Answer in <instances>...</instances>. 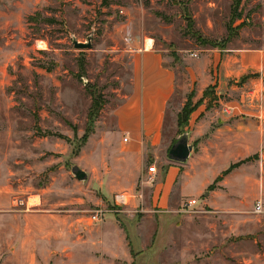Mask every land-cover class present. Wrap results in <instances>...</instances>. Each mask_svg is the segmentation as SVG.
Instances as JSON below:
<instances>
[{
    "label": "rangeland",
    "instance_id": "374dc122",
    "mask_svg": "<svg viewBox=\"0 0 264 264\" xmlns=\"http://www.w3.org/2000/svg\"><path fill=\"white\" fill-rule=\"evenodd\" d=\"M237 1L0 0V264H20L13 256L20 245L17 218L11 227L15 216L31 212L86 220L101 210L117 215L136 199L141 204L132 214L144 230L142 251L130 236L135 250L128 240V258L114 260L98 243L91 252L101 264H264V119H254V153L243 158L250 160L229 178L230 186L224 184L228 176L216 182L223 173L215 174L228 164L219 160L215 169L189 179L187 193L178 185L165 212L151 205L150 189H140L143 179L129 193L136 198L127 206L116 203L118 194L105 197L102 189L115 180L96 177L99 157L92 161L95 155L114 154L110 120L130 93V50L143 40L152 39L164 51L178 78L166 123L169 151L188 135L199 153L218 137L226 106H241L242 118L254 110L255 90L263 104L264 90L246 81L258 77L264 82V71L231 80L227 90L216 84L201 92L193 77H200L207 56L211 74L217 70L219 75V55L234 48L264 49V0H240L242 18L233 23ZM90 39L92 49L75 48V40L88 44ZM93 92L106 101L97 118L91 117ZM207 115L212 116L196 138L193 133ZM245 133L244 147L251 148V132ZM152 166L148 163V170ZM76 168L88 174L86 182L75 178ZM190 201L197 204L189 209ZM260 201L262 213L256 211ZM103 223L92 222L93 228ZM38 224L34 238L39 243ZM116 225L125 235L120 220ZM51 237V246L35 251L34 264H59L67 253Z\"/></svg>",
    "mask_w": 264,
    "mask_h": 264
},
{
    "label": "crops",
    "instance_id": "0c3cea01",
    "mask_svg": "<svg viewBox=\"0 0 264 264\" xmlns=\"http://www.w3.org/2000/svg\"><path fill=\"white\" fill-rule=\"evenodd\" d=\"M147 42H150L151 46ZM130 52L132 58L130 93L123 104L114 110L110 120L113 129L109 134L112 137L111 146L114 148V154L108 155L107 159L104 156L95 155L92 161H95L96 156L99 157L96 167L100 173L96 172V177L102 176V178L115 180V182H109L107 189H102L105 197L109 195L114 197L115 194L126 192L135 193L138 183L143 179L144 185L140 189H150L151 205L159 209V212H165L171 206L174 189H177L178 185L182 187L183 192L186 189L185 193H187L193 180L200 174L215 169L219 160L228 161V164L216 173L215 177L227 171L233 164L243 161L245 156L254 153V119H264V101L261 107H254L253 111L247 112L248 115L245 118L238 113L227 115L222 111L220 114L223 124L218 128V137L204 144L199 153L194 151L186 166L180 165L165 157L170 144V138L166 135L168 110L179 86L176 70L168 61L164 51L159 50L152 39L143 40L140 46L132 48ZM226 52L228 55L224 57L219 55V61L216 63V66L220 68L219 75L217 70L214 74H211L209 70L210 56L202 61L200 77L193 76L201 92L216 84L226 85L225 90H227L231 80L243 77L250 72L254 74L264 71V49L246 51L234 48ZM246 82L264 90V82L261 78L251 77ZM230 89L236 90L237 87L231 86ZM211 116L207 115V118L197 127V131L191 132V135L193 133L198 138V132L204 131L203 127L206 128ZM247 131L251 132V148L244 147L248 143L245 133ZM125 139H128V142H125ZM148 163H152L157 168L156 182L152 186L147 183L150 176ZM185 167L186 171H184ZM241 168L242 166L228 176L224 183L226 187L231 184L229 178L238 175ZM190 178L193 180H189ZM138 191L142 192V190ZM142 195L146 196L144 192L141 193ZM102 201L103 199L100 203H104ZM140 204L141 200L136 199L127 210L117 215L107 214L99 229L93 228L91 219L85 220L84 217L79 219L73 216H36L31 212L12 216V229L14 230V219L17 218L20 224L17 232L20 245L14 247L13 256L20 258V264H34L35 251L40 250L41 247L43 249L46 245V247L51 246V236H54L59 239V249L67 252L60 255L59 264H101L98 258L94 259L91 252L92 249H98V243H101L99 249L103 250L104 255L114 260L128 258L130 253L127 248L132 244V236L138 242L136 245L139 251L143 249L144 230L140 222L136 223L137 217L133 215ZM30 208L31 205L27 202V211L31 210ZM109 215H113L114 218H109ZM117 220L126 227L125 235L124 230L122 231L116 225ZM36 222L41 223L38 224L40 228L37 229L38 235H42L39 243L35 242L34 238ZM1 226L3 227L2 223ZM4 226L6 229L7 225L4 224ZM132 245L135 250L134 244ZM85 248L90 249L88 252L90 254L83 252Z\"/></svg>",
    "mask_w": 264,
    "mask_h": 264
},
{
    "label": "built area",
    "instance_id": "2783aa9c",
    "mask_svg": "<svg viewBox=\"0 0 264 264\" xmlns=\"http://www.w3.org/2000/svg\"><path fill=\"white\" fill-rule=\"evenodd\" d=\"M255 91H254V107L259 108L261 107V100L260 97H256ZM224 114L227 115H235V113L243 115L242 107L239 105L236 106H226L225 110L223 111ZM125 142H128V139H125ZM149 174L150 176L148 177L147 183L150 184L151 186L155 184L156 182V175H157V168L156 166L150 167L149 168ZM136 198V195H130L129 193H123V194H118L115 197L116 203L119 206H127L129 203H131V199ZM197 204V201H190L186 206L187 208H192ZM256 211L258 213L263 212V203L260 201L256 205ZM106 217V212L105 211H98L91 217V221L93 223H103L105 221Z\"/></svg>",
    "mask_w": 264,
    "mask_h": 264
},
{
    "label": "water",
    "instance_id": "95a60500",
    "mask_svg": "<svg viewBox=\"0 0 264 264\" xmlns=\"http://www.w3.org/2000/svg\"><path fill=\"white\" fill-rule=\"evenodd\" d=\"M74 46L77 50H90L92 49L91 39L89 40L88 44L80 43L75 40ZM194 151V147L190 145L189 136L183 135L170 149L169 160L175 163L185 164L188 162ZM74 176L80 182H86L88 179V174L79 168L74 170Z\"/></svg>",
    "mask_w": 264,
    "mask_h": 264
},
{
    "label": "trees",
    "instance_id": "16d2710c",
    "mask_svg": "<svg viewBox=\"0 0 264 264\" xmlns=\"http://www.w3.org/2000/svg\"><path fill=\"white\" fill-rule=\"evenodd\" d=\"M241 1L238 0L237 1V5L234 6V8L232 9V16H231V21L233 23H235L237 20H241L242 15L239 13V7L241 5L240 3ZM230 31V29H229ZM247 78H251V77H247ZM92 97H93V105H92V109H91V117L92 118H97L99 117L100 113L103 111L105 105H106V101L104 100V97L102 95H99L97 92H93L91 93ZM190 108L189 105L187 106V108L184 110V118L189 117L190 115ZM183 125V124H182ZM177 142L174 141L173 145ZM250 159L244 160V161H240L239 163L233 164L227 171H225L223 173L222 177H219L217 179L216 182H221L223 180V177H227L229 176L234 170L240 168L241 166L245 165Z\"/></svg>",
    "mask_w": 264,
    "mask_h": 264
},
{
    "label": "bare ground",
    "instance_id": "6f19581e",
    "mask_svg": "<svg viewBox=\"0 0 264 264\" xmlns=\"http://www.w3.org/2000/svg\"><path fill=\"white\" fill-rule=\"evenodd\" d=\"M147 43L149 44L150 42H147ZM151 43H152V42H151ZM149 45H150V44H149ZM149 45H148V46H149ZM150 46H151V45H150Z\"/></svg>",
    "mask_w": 264,
    "mask_h": 264
}]
</instances>
